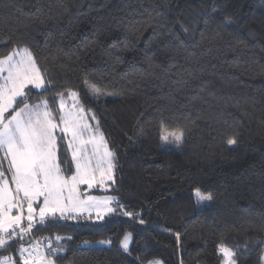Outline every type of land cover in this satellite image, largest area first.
Wrapping results in <instances>:
<instances>
[{
  "label": "trees",
  "instance_id": "16d2710c",
  "mask_svg": "<svg viewBox=\"0 0 264 264\" xmlns=\"http://www.w3.org/2000/svg\"><path fill=\"white\" fill-rule=\"evenodd\" d=\"M16 45L51 82L30 103L74 89L95 114L116 156L108 193L137 214L37 225L71 237L57 264H222L221 242L264 264V0H0V56ZM161 121L183 143L162 142Z\"/></svg>",
  "mask_w": 264,
  "mask_h": 264
},
{
  "label": "snow or ice",
  "instance_id": "6c2138e0",
  "mask_svg": "<svg viewBox=\"0 0 264 264\" xmlns=\"http://www.w3.org/2000/svg\"><path fill=\"white\" fill-rule=\"evenodd\" d=\"M50 84L27 45H16L0 56V250L18 244L13 254L0 256V264H57L62 241L71 237L24 242L37 225L50 220L137 215L116 196L90 194L97 188L112 190L115 153L77 90L57 92L56 107L47 98L30 103L34 90L40 95ZM89 93L94 99L101 95L95 87ZM184 136L182 128H169L161 121L160 140L165 144L179 145ZM227 143L235 145L237 140L230 137ZM62 154L70 158L62 160ZM193 194L197 203L213 199L199 188ZM139 223L145 221L141 218ZM130 239L126 233L120 241L124 252L129 251ZM217 252L222 264H237L235 252L225 243L217 244ZM146 264L162 262L151 259Z\"/></svg>",
  "mask_w": 264,
  "mask_h": 264
},
{
  "label": "rangeland",
  "instance_id": "374dc122",
  "mask_svg": "<svg viewBox=\"0 0 264 264\" xmlns=\"http://www.w3.org/2000/svg\"><path fill=\"white\" fill-rule=\"evenodd\" d=\"M93 123H94V122H93ZM4 167L7 168V162H4ZM97 189L100 190V191L102 192V194H94V193H90V194H92V195H98V196L105 195V194L111 195V194H109V193H105L102 189H99V188H97ZM92 190H93V189H92ZM93 218H95V217L93 216ZM33 238H34V236L31 234L30 237H27V240H26L25 243H27L28 240L33 239ZM130 243H131V239H130V241H129V246H130ZM120 248H121V247H120ZM121 249H122V248H121ZM122 250H123V249H122Z\"/></svg>",
  "mask_w": 264,
  "mask_h": 264
}]
</instances>
